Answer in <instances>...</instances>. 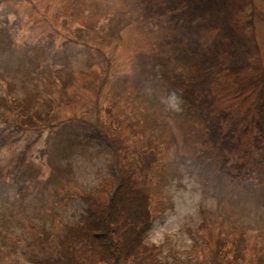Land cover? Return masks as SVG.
I'll return each mask as SVG.
<instances>
[{
  "label": "rangeland",
  "instance_id": "obj_1",
  "mask_svg": "<svg viewBox=\"0 0 264 264\" xmlns=\"http://www.w3.org/2000/svg\"><path fill=\"white\" fill-rule=\"evenodd\" d=\"M221 1L228 34L209 24L191 47L174 9L151 0H0V120L31 124L2 130L0 264H30L60 238L80 246L85 195L122 164L141 166L143 238L164 264L264 254V0ZM220 35L249 66L194 77L189 52ZM206 81L217 114L190 97ZM223 112L214 131L205 119Z\"/></svg>",
  "mask_w": 264,
  "mask_h": 264
},
{
  "label": "trees",
  "instance_id": "obj_2",
  "mask_svg": "<svg viewBox=\"0 0 264 264\" xmlns=\"http://www.w3.org/2000/svg\"><path fill=\"white\" fill-rule=\"evenodd\" d=\"M152 2L154 1L151 0L150 2L153 5L154 3ZM155 2L156 4L154 5L160 9L163 6H170L171 9H174V15H172L171 18L175 19V24L182 30V36L186 34L187 40L185 41L186 43H190L191 47L198 44V41H196L192 35L194 33L196 34L199 29L208 28L209 24L211 27L220 25L222 29H226L225 33L228 34L227 32L230 24H226L224 21L229 18L227 15L231 16V14H229L231 10L228 8L230 4L226 1L160 0L161 4L158 1ZM229 38L231 42H233L232 45H226L225 42L221 40L220 35L213 44L206 49L207 51L200 48L191 49L193 53H189L195 57L193 60L196 69L194 77H199V79L201 77L204 78L208 72L212 73V70H217V68H226L234 72L242 69L244 66H249L248 56L240 57L238 55V50L236 51L233 46L235 44L233 40L234 37ZM172 42H175V40ZM251 45L253 46V44ZM188 49L184 48L183 50L189 51L190 49ZM228 57L229 60L225 61V58ZM260 80L264 84V77L261 76ZM208 83L209 81H206L205 86L198 87L199 90L201 89L202 91L209 92L204 94L206 97H198L196 93L192 94V92L190 97L194 104L196 102L203 108H205V104L202 103H208L206 104L208 107L205 109L217 114L218 111L215 110L216 108L212 103L214 96L207 87ZM243 87L244 85H240L237 89L241 91ZM11 104H13V101H11ZM12 109L14 110V108ZM11 111L10 108L9 112ZM225 117L226 114L223 112L220 117L215 116L214 119L212 118L210 121L206 118L205 122L211 129L217 131L220 122H222ZM250 121H253V118H249V122ZM0 122L4 123V125L0 126L1 141L5 139V132L9 133V131L13 129L21 131L22 128H29L31 125L30 122L23 119L21 115L15 118V122L11 120H7V124L4 120H0ZM46 124L51 125L52 123L46 121V123L43 124V130H40L41 132L46 130L44 129L47 127ZM254 125L256 130H260L259 133H256L260 136L261 133L264 132V125L255 123ZM243 129L244 127H238V131ZM2 130L5 132H2ZM94 131L95 132L89 134H91V136L95 134V137H99V132L96 128ZM227 134L226 132L225 136H227ZM222 136L224 137V135ZM114 138H116V136H114ZM117 140L116 138L115 142H117ZM258 141L264 142V133ZM115 147L119 146L115 145ZM115 155L116 157L118 156V158H115V165L118 167L117 161L120 156L116 151ZM140 168L141 166H139V168L137 167L138 170H140ZM137 169L134 166L129 168L125 164H122L120 165V170H117V172L110 176L104 177L93 190L92 194L85 195L87 198L85 211L81 217L80 225H77L85 237V241L81 243L80 246L75 248V246H72L69 242V238H60L54 248L49 252H46L39 246L30 264H164L160 260L158 253H156V246L147 245L143 238V229L148 225L150 220L148 209L149 200L143 188L137 185ZM208 247L209 250L211 245H208ZM214 251L217 252L218 247L213 250V252ZM230 251H232V248L227 252ZM234 253L237 255L236 252ZM254 258V262L252 261L251 263H264V254H256ZM214 260H216L214 257H209V259L205 261V264H224L222 260Z\"/></svg>",
  "mask_w": 264,
  "mask_h": 264
}]
</instances>
